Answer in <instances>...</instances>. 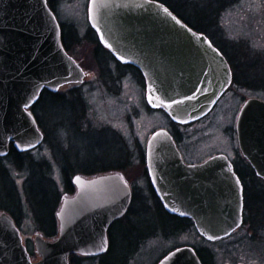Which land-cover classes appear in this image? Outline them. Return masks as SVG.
Returning a JSON list of instances; mask_svg holds the SVG:
<instances>
[{
	"label": "water",
	"instance_id": "water-1",
	"mask_svg": "<svg viewBox=\"0 0 264 264\" xmlns=\"http://www.w3.org/2000/svg\"><path fill=\"white\" fill-rule=\"evenodd\" d=\"M89 21L102 44L122 64L133 65L146 81V99L180 123L210 112L229 80L223 55L210 40L164 5L150 0H91ZM110 45V47H109ZM86 77L61 40L59 22L47 0H0V158L10 145L20 153L39 147L44 133L32 107L47 89L80 86ZM239 147L264 178V102L250 100L237 124ZM150 174L173 214L194 220L210 241L242 223L243 186L233 165L217 155L198 166L166 164L179 157L171 134L158 130L147 145ZM55 217L58 235L34 239V259L14 218L0 211V264H70L72 254L94 257L107 251V231L130 204L131 189L121 172L72 178ZM160 190V189H159ZM213 237V239H209ZM158 264H203L195 249L179 247Z\"/></svg>",
	"mask_w": 264,
	"mask_h": 264
},
{
	"label": "flooded vegetation",
	"instance_id": "flooded-vegetation-1",
	"mask_svg": "<svg viewBox=\"0 0 264 264\" xmlns=\"http://www.w3.org/2000/svg\"><path fill=\"white\" fill-rule=\"evenodd\" d=\"M59 1L48 0V3L60 23L62 43L68 54L76 58L81 65L75 50L83 43L88 42L93 58L100 67V72L102 69V76L107 74L106 76L109 77V73L113 72L116 78L121 79L128 74L129 69H132L131 71L137 73L146 88L142 72L138 68L118 62L102 44L98 33L90 24L89 14L88 29L82 34L81 30L74 25L62 23L58 14ZM150 1L164 5L192 29L202 30L201 33L209 38L212 45L225 58L229 68V80L211 111L204 117L188 123L176 122L165 111L152 109L146 102L148 110L154 114L162 115L166 119V123L159 126L150 135L148 134L147 141H144L145 145L139 149L130 147L126 136H122L118 132L113 133L116 138L115 149L108 158L106 156L107 159L103 155L98 156V160L101 159L104 163L101 164L99 171L95 172L119 171L124 173L131 189L130 204L125 214L114 220L109 226L107 231L108 247L105 253L90 258L77 255L75 258L78 262L83 261L84 264L89 260H93L96 264H119V256L122 262L120 264H158L171 251L182 246H191L196 250L203 264H218L214 249H217L216 247L223 242L238 238L237 241L247 239L253 245L248 253L237 255L230 252L229 257L232 264H264V178L257 174L251 162L243 155L239 147L237 132V124L243 107L250 100L264 102V54L251 53L248 45L220 33L224 11L238 0H227L224 4L223 0ZM89 5L90 0H88L87 13ZM103 55L105 57L102 58ZM102 62H106L104 68H102ZM82 68L84 69L83 66ZM78 89L57 93L59 100H64L69 94L74 98ZM79 109L80 105L77 106V110ZM208 119L219 120V125H225L224 132L230 137L231 150L203 151L201 144L197 143L198 139L191 140L193 133L200 131L199 128ZM161 129L168 131L173 137L179 157L161 160L160 163L198 166L212 157L224 155L233 165L234 172L243 186L244 207L241 225L228 236L215 241L207 240L198 232L193 219L173 214L166 208L161 194L171 193V190L166 186L156 187L147 159L149 139L154 132ZM216 130H218V126H216ZM135 162L140 163V174L142 175V179L136 183L135 181L131 182V179L126 176V172ZM190 231L199 240L204 241L203 247L193 244L175 245L176 235L187 234ZM160 238L163 239L161 244L149 250L145 249L148 244L158 242Z\"/></svg>",
	"mask_w": 264,
	"mask_h": 264
},
{
	"label": "rangeland",
	"instance_id": "rangeland-1",
	"mask_svg": "<svg viewBox=\"0 0 264 264\" xmlns=\"http://www.w3.org/2000/svg\"><path fill=\"white\" fill-rule=\"evenodd\" d=\"M226 1L223 0V4ZM59 2L58 14L61 22L74 25L81 30V34L84 33L88 29V0H60ZM224 12L220 33L248 45L251 53L264 54V0H238ZM87 43H83L75 50L87 73L84 83L79 86L75 96L78 97L80 109L74 108L72 102L75 100H72L71 94L65 97L66 103L62 106L59 99L56 101L51 96H46V99L34 109L43 123L41 125L45 133L43 145L30 154H24L20 161L21 167L12 162L11 157L0 161L7 170L8 177L5 178L12 180L15 184L16 192L11 190L21 197L16 211L15 207L7 204L9 197L5 198L1 206L8 205V208L19 217V227L28 250L37 258L38 255L34 252V238L36 233H43V230L36 222L25 197V187L29 186L28 179L32 172L31 161L47 163L48 177L56 180L61 197L65 187L64 170L68 171L70 178L82 169L98 168L96 170L99 171L101 164L95 166L93 161L98 159L99 155L108 158L114 151L116 140L114 132L126 136L128 145L139 149L145 145L144 141L148 139V134L150 135L166 123L162 115L148 110L146 90L137 73L129 69L128 74L121 79L116 78L113 72L109 73V77L106 76L107 74L102 76V69L100 72V67L93 58L91 46ZM102 66L104 68L105 65ZM201 126V128L198 127L200 131L193 133L191 140L198 139L197 143L201 144L203 151L231 150L230 137L224 132L225 125H219V120L208 119ZM83 164L86 165L83 166ZM129 169L126 176L131 179V182H139L142 179L140 163L135 162ZM3 193L6 195V192ZM55 201L52 199L50 202L54 204ZM59 201L55 205L53 215ZM45 221L46 229L51 233L53 221L49 213ZM235 239L223 242L214 249L218 264H232L230 252L241 255L252 249L251 241ZM256 241L259 243L258 239ZM161 242L163 239L160 238L158 242L148 244L145 249L154 248ZM180 244L203 247L204 241L199 240L190 231L187 234L176 235L175 245ZM118 260L121 262L120 256ZM82 263L83 261L79 262V264Z\"/></svg>",
	"mask_w": 264,
	"mask_h": 264
},
{
	"label": "trees",
	"instance_id": "trees-1",
	"mask_svg": "<svg viewBox=\"0 0 264 264\" xmlns=\"http://www.w3.org/2000/svg\"><path fill=\"white\" fill-rule=\"evenodd\" d=\"M196 31L203 32L202 30H196ZM104 63L106 64V62H102L101 65H104ZM46 96H51L56 101H58L57 99H59L58 94H52L48 91H44L36 106L41 104V102L46 99ZM77 99L78 97H74L72 99V100H75L74 102H72L74 103L75 109H77V106L79 105L78 104L79 102H77ZM60 102H63L62 104L66 103L65 99L60 100ZM76 103L77 105H75ZM35 115L37 117L39 125L40 126L43 125V123L41 122L40 116H38L36 112H35ZM23 156L24 154H20L16 152L14 148H11L9 157H11L12 162L17 164V166L19 167H21L22 165L20 161L21 159H23L22 158ZM93 163H95V166H98L104 162L101 159L98 160L96 158L94 159ZM30 164H31L30 166H31L32 172H31V177L28 179L29 186L25 187V197L27 199L28 205H30L33 211L36 222L40 225L41 229L43 230V233L41 234L45 238H53L57 234V221L55 217L57 210L54 212V215H53V211H54L56 203L61 198L60 190L58 189V184L56 180L54 178L48 177L49 172L46 167L47 163L41 162V161H37V162L31 161ZM84 165L86 164H83V166ZM96 169L98 168L82 169L78 173H81L83 175H93V174H97L95 172L97 171ZM64 176H65L64 192H66L67 194H73L74 186L72 184L70 175L68 174V171L66 169L64 170ZM5 177L6 178L8 177L7 170L0 162V211H6L10 215H12L14 219L16 220L17 224L19 225V217L15 215V212L11 211L8 208V205H12V207H15V211H16V208H18V206L20 205L21 197L19 194H14L13 191L11 190L13 189L16 192V190L14 189L15 188L14 182L10 179H6ZM6 188H9V189H6ZM3 192H6V195ZM11 193H12V196L10 197ZM49 195L51 196L50 198H49ZM6 197H9L7 200L8 205L1 206L2 202L5 200ZM52 199L56 200L54 204L50 202L52 201ZM2 207H5V208L3 209ZM48 213L51 216L52 221H53V231L51 233H49L48 230L46 229L47 222L45 221V218ZM75 257L77 258V256H71V264H79V262L77 261ZM88 262L92 263L93 260H89Z\"/></svg>",
	"mask_w": 264,
	"mask_h": 264
},
{
	"label": "snow or ice",
	"instance_id": "snow-or-ice-1",
	"mask_svg": "<svg viewBox=\"0 0 264 264\" xmlns=\"http://www.w3.org/2000/svg\"><path fill=\"white\" fill-rule=\"evenodd\" d=\"M109 47H110V45H109ZM209 239H213V237H209Z\"/></svg>",
	"mask_w": 264,
	"mask_h": 264
}]
</instances>
